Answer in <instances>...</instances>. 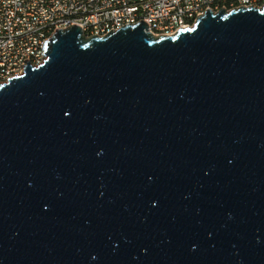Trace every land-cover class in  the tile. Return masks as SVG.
<instances>
[{
	"label": "water",
	"instance_id": "1",
	"mask_svg": "<svg viewBox=\"0 0 264 264\" xmlns=\"http://www.w3.org/2000/svg\"><path fill=\"white\" fill-rule=\"evenodd\" d=\"M146 29L0 83V264H264V4Z\"/></svg>",
	"mask_w": 264,
	"mask_h": 264
},
{
	"label": "built area",
	"instance_id": "2",
	"mask_svg": "<svg viewBox=\"0 0 264 264\" xmlns=\"http://www.w3.org/2000/svg\"><path fill=\"white\" fill-rule=\"evenodd\" d=\"M264 0H0V83L22 74L18 61L37 66L42 42L62 20L83 34L102 36L139 20L153 35H171L191 27L204 10L260 7ZM43 56V57H41Z\"/></svg>",
	"mask_w": 264,
	"mask_h": 264
},
{
	"label": "bare ground",
	"instance_id": "3",
	"mask_svg": "<svg viewBox=\"0 0 264 264\" xmlns=\"http://www.w3.org/2000/svg\"><path fill=\"white\" fill-rule=\"evenodd\" d=\"M66 26H69V20H62L61 21V28H65ZM26 62L28 60H19L18 61V71H23L24 66L26 65Z\"/></svg>",
	"mask_w": 264,
	"mask_h": 264
}]
</instances>
